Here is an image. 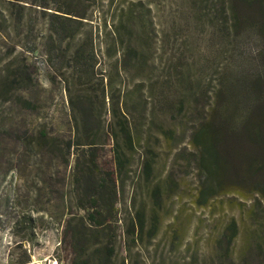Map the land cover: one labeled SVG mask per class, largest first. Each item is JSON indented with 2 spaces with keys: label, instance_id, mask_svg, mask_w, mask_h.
Listing matches in <instances>:
<instances>
[{
  "label": "rangeland",
  "instance_id": "obj_1",
  "mask_svg": "<svg viewBox=\"0 0 264 264\" xmlns=\"http://www.w3.org/2000/svg\"><path fill=\"white\" fill-rule=\"evenodd\" d=\"M261 110L264 0H0V264H264Z\"/></svg>",
  "mask_w": 264,
  "mask_h": 264
},
{
  "label": "trees",
  "instance_id": "obj_2",
  "mask_svg": "<svg viewBox=\"0 0 264 264\" xmlns=\"http://www.w3.org/2000/svg\"><path fill=\"white\" fill-rule=\"evenodd\" d=\"M67 15H61L58 13H54L52 14V17L60 20V24L62 26V29L57 30L56 34L58 36L59 41H62L66 38L69 39H74L77 35V31H75L72 27H71V23H80L81 20L77 19L76 16L85 18V16H81V15H77V14H73L72 12H66ZM80 52V49L79 51ZM228 110V108H227ZM221 114V118L219 119H215L213 121L210 122L209 124V130L208 132H206V134H203V136L201 134H198V137L196 138L197 140V144H200L201 147V158H200V163L202 166L204 167H208L209 170H211V172H217V168H216V163H215V155L218 152L219 149V140H216L215 137L218 133H221L223 131H225L226 129H229L228 126H226L227 124H229L231 122V114H232V109H230L229 112L226 111H220ZM82 115H83V121L86 124H89V120L91 118V113L89 112V108L83 107L82 108ZM264 116V111L261 110V114L259 113L258 116L254 117L252 119V121L249 123V125L251 126V129L253 132H255L257 135H261V133L264 131V129L262 130L261 128V124H263V117ZM75 120H76V127H77V132H79L80 130V123L77 119V117L75 116ZM236 121V120H235ZM239 124V123H238ZM91 130V127L86 128V134L85 136L83 135H79L77 133V137H75V140H69L67 143V147L68 150L70 151V148L72 146H76V145H81L83 143H89V144H94L95 141L93 138H90V135L93 134L92 132L88 131ZM126 134L129 137L130 141H132V131L130 126L127 124L126 126ZM228 131V130H227ZM115 137L118 138V134L116 132H114ZM85 141V142H84ZM218 141V142H217ZM221 141V140H220ZM79 147V146H77ZM115 152H116V156H117V161H118V165H119V171L117 173H114V171L112 170H106V173L108 175V177H110V179L112 180L114 186H115V195H117L118 190H117V182L119 179V175L122 173V162H121V158H120V152L118 148H115ZM252 160V159H251ZM250 160V161H251ZM92 161H95L94 159H92ZM250 161L247 163V165L250 164ZM253 164V163H251ZM258 167L255 169V173L257 174V176L259 178H261V183H262V193L264 194V160H261L259 162V164L257 165ZM93 170V169H92ZM240 175V174H239ZM238 177V176H237ZM83 194H88V196H95L94 192H91L89 189L87 191L83 190L82 192ZM79 205L83 208H88L89 205L86 202H78ZM93 214L91 212H88V214L86 215L87 220L89 221V223H93L92 222V216ZM82 219H84V217H81ZM103 222H96V226L101 225ZM227 229L229 230V233L227 234V236L229 237V241H232V239L237 235L238 233V225L236 223L235 220H232L228 225H227ZM76 237V235H75ZM27 260H22L20 262H25ZM264 263V262H263Z\"/></svg>",
  "mask_w": 264,
  "mask_h": 264
}]
</instances>
